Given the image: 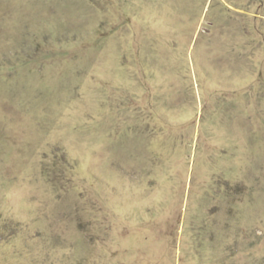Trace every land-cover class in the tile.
I'll return each mask as SVG.
<instances>
[{
  "label": "rangeland",
  "instance_id": "374dc122",
  "mask_svg": "<svg viewBox=\"0 0 264 264\" xmlns=\"http://www.w3.org/2000/svg\"><path fill=\"white\" fill-rule=\"evenodd\" d=\"M0 264H264V0H0Z\"/></svg>",
  "mask_w": 264,
  "mask_h": 264
},
{
  "label": "water",
  "instance_id": "95a60500",
  "mask_svg": "<svg viewBox=\"0 0 264 264\" xmlns=\"http://www.w3.org/2000/svg\"><path fill=\"white\" fill-rule=\"evenodd\" d=\"M260 1V0H259Z\"/></svg>",
  "mask_w": 264,
  "mask_h": 264
}]
</instances>
